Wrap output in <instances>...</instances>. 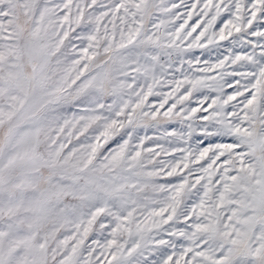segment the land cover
Returning a JSON list of instances; mask_svg holds the SVG:
<instances>
[{"label":"rangeland","instance_id":"374dc122","mask_svg":"<svg viewBox=\"0 0 264 264\" xmlns=\"http://www.w3.org/2000/svg\"><path fill=\"white\" fill-rule=\"evenodd\" d=\"M0 264H264V0H0Z\"/></svg>","mask_w":264,"mask_h":264}]
</instances>
